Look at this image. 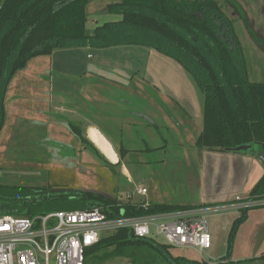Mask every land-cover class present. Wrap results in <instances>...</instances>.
<instances>
[{
	"label": "rangeland",
	"instance_id": "obj_1",
	"mask_svg": "<svg viewBox=\"0 0 264 264\" xmlns=\"http://www.w3.org/2000/svg\"><path fill=\"white\" fill-rule=\"evenodd\" d=\"M216 1L233 23L235 34L243 49L250 81L264 83V0H232L236 3V8L226 3V0ZM115 2L117 0H90L87 9V29L90 33L97 26L121 19L120 16L105 12L106 6ZM93 51L100 52L107 61L110 57L125 56L136 61L133 66H138V70L143 68L139 72L137 69L128 68L125 73H120L121 75L109 76L108 71L103 69L109 68L110 64L101 63L103 68L99 74L102 77L97 78V75L93 76L83 64L84 70L79 69L78 77L66 78L71 92H74L69 103L75 110V117L69 120L83 131L93 122L120 155V150H129L128 155L124 159L120 157L119 165L108 164L94 149L73 136L66 124L55 122L54 119L52 124L33 126L34 122H37L33 121L36 114L26 109L16 117L18 120H24L21 122L26 127L22 128V131L19 126H11L14 117L11 113L7 114L8 122L0 135V185L50 190L80 189L134 202L143 199L137 195V189L146 188L150 195L154 194L153 203H174L180 200L182 194L188 193L185 178L187 173L173 171V165H164L163 161L173 163L184 160L181 158L184 152H202L193 148L189 141L193 132L202 128V93L180 65L149 48L125 46ZM74 53L58 52L54 58L55 66L58 68L59 63H62L67 70L73 72L71 56ZM75 55H78L82 62H91L84 51ZM41 60H38L36 65L43 64ZM111 66L116 67V64ZM57 73L54 72V75ZM116 76L122 79H117ZM130 77H134L133 83L140 88L142 95L130 92ZM141 79H144L142 84L138 83ZM119 83H123L127 89ZM126 90L132 94L128 95ZM169 90H173L176 96L173 97ZM85 97L90 101L86 102ZM168 97L175 98L182 108L177 110L178 112L170 111L172 115L179 113L180 126L158 121L161 126L156 128L151 122L140 118L141 111L159 119L163 118L165 111L162 103H168ZM187 102H190L191 111L186 105ZM166 113L170 116L169 112ZM57 114L58 111L53 110L54 118ZM186 114L191 117L185 118ZM246 148L239 154L244 156L255 153L264 157V148L258 144ZM196 156L198 155H195V158ZM198 160L200 165L204 162L201 157ZM124 167L129 170L131 180L124 173ZM192 178L196 180L195 172L192 173ZM131 195L132 199L129 197ZM240 214L241 212L231 211L208 216L206 221L212 246L202 254L195 250L171 247L170 253L174 257L211 263L220 262L229 254L230 264H264V261L257 258L260 257L258 254L262 247V241H259L258 237L264 230L259 218L264 214V208L248 211V220L239 225L229 247V233ZM110 235L100 234L102 239ZM156 240L163 243L162 237L158 236ZM113 251L112 248L103 249L88 258L85 256V264H134L130 258L118 256ZM138 261V264H145L144 257L139 256Z\"/></svg>",
	"mask_w": 264,
	"mask_h": 264
},
{
	"label": "trees",
	"instance_id": "obj_2",
	"mask_svg": "<svg viewBox=\"0 0 264 264\" xmlns=\"http://www.w3.org/2000/svg\"><path fill=\"white\" fill-rule=\"evenodd\" d=\"M90 0H0V135L6 121V97L14 76L29 62L58 50L111 49L135 46L154 50L172 59L192 78L204 97L203 130L199 150L237 153V148L264 147V83L248 77L245 56L232 21L216 0H117L105 12L121 19L87 29ZM236 8V3L226 0ZM75 137L108 162L75 124ZM126 153L122 150V155ZM255 154V153H254ZM256 155V154H255ZM262 155V154H261ZM264 156V155H263ZM264 165V157H263ZM264 198V175L250 193ZM93 206L122 208L129 216L169 212L191 207L151 204L148 211L117 197L80 189L50 190L0 185V216L34 218L59 211ZM251 209L233 222L229 247ZM134 264H224L174 257L168 246L153 239L136 238L119 230L86 252L103 249ZM231 253V252H230ZM264 261V254L258 258ZM256 260V259H254Z\"/></svg>",
	"mask_w": 264,
	"mask_h": 264
},
{
	"label": "crops",
	"instance_id": "obj_3",
	"mask_svg": "<svg viewBox=\"0 0 264 264\" xmlns=\"http://www.w3.org/2000/svg\"><path fill=\"white\" fill-rule=\"evenodd\" d=\"M101 50V49H98ZM104 50V49H103ZM66 51V52H75L71 57L73 58L72 67L73 72L66 69V66L62 63H59V67L57 68L54 62V58L56 57L58 52ZM79 51H84L87 53L88 59H91L90 63L80 61L78 55H75ZM45 60H41L44 59ZM43 61L42 63H38L37 61ZM40 61V62H41ZM134 60L129 59L125 56H114L110 57L109 61L104 59L103 56L100 55V52H95L93 49L88 48H76V49H68V50H58L53 52L50 56H41L34 58L29 62L27 67L19 71L14 78L12 79L6 97V122H8V115H13L14 119H12L13 123L11 126H19L22 128L26 127L24 123L18 120L16 117H19V112H24V110L28 109L30 111L35 112L36 116L33 118L34 122L33 126H40L47 123L61 122L62 124H66L70 128V133L75 136L73 129L71 128L74 125L73 122H70V118H74V108L70 107V97L73 99L74 92H71L70 87L67 84L66 78H76L79 74V69L84 70L83 64L86 65V70L88 72H92L91 74L97 78L102 77L99 73L103 68L101 67V63L110 64L109 68H104L103 70H107V74L113 75H121L120 73H125L126 69H137L138 66H133ZM34 64V65H33ZM42 64V65H41ZM111 64H116V67L111 66ZM121 64V66H117ZM33 65V67H32ZM41 65V66H40ZM36 68V69H35ZM141 67L140 69H142ZM139 69V70H140ZM80 72H83L81 71ZM137 69V72H139ZM117 71V74H116ZM54 72H58L57 75H54ZM76 74V75H73ZM134 75V73H132ZM132 75V76H133ZM60 76V77H57ZM56 77L58 80L56 81ZM117 79H122L117 77ZM113 79V78H112ZM130 86L128 84V88L130 92L135 93V95H142L140 92V88L136 87L133 83L134 77H130ZM144 79L138 80V83H143ZM112 83H118L116 81H111ZM122 87L127 89V86L123 85V83H119ZM132 88V89H130ZM122 90L121 88H119ZM130 92L126 93L128 95L132 94ZM160 94H163L162 91L158 90ZM170 94L175 97L176 93L173 94V90H169ZM178 94V93H177ZM76 95V93H75ZM164 95V94H163ZM168 97V103H162V107L165 111L163 118L159 119L158 117H154L150 114H146L141 111L142 120L151 122V125L158 128L161 125L158 121H162L163 123L173 124L180 126V115L176 113V115H172L170 111L178 112L182 110L179 102L173 98ZM86 99V97H85ZM86 99V102H89ZM57 102V104H54ZM184 104V103H183ZM190 102H187V106L189 107ZM172 108L170 110V108ZM53 110L58 111V114L53 116ZM178 110V111H177ZM189 110L191 111L190 107ZM169 112L170 116L166 113ZM185 112V111H184ZM8 114V115H7ZM185 115V114H184ZM187 115V114H186ZM162 117V116H161ZM190 115L185 116V118H190ZM182 118V116H181ZM58 119V120H57ZM117 119V118H116ZM76 120V119H74ZM76 125V124H75ZM172 125V126H173ZM5 127V125H4ZM90 127H96L100 130L98 126H96L93 122L89 123L82 133L86 136V131ZM169 127V126H167ZM190 127V125H188ZM193 127V125H192ZM203 130V124L201 129H197L193 132V137H190V143L193 148H196L195 144L197 138L201 134ZM101 131V130H100ZM102 132V131H101ZM103 133V132H102ZM88 139V138H87ZM126 153L122 155V150H120L121 155L117 152L118 158L124 159L129 150H125ZM191 153H182V157L184 160L176 161L173 163H166L164 165H173V171L176 170L178 172H186V189L188 191L187 195L182 194L179 199L174 203L170 201H162V203H153L152 199H154V194L150 195V191L148 190V194L146 199L151 204H160V205H178V206H213L220 205L225 203L233 202L237 197H248L250 196L251 191L256 186V184L261 180L264 175V165L260 155H255L254 153H249L247 155H240L239 153H227L221 151H212V150H201L202 152H198L193 150ZM195 155L196 156L195 158ZM202 158L203 163L199 162V158ZM188 159V160H186ZM111 164L110 162H107ZM119 163L115 165H119ZM208 164V165H207ZM113 165V164H111ZM194 165H197L194 167ZM193 169H192V168ZM196 173V180L192 178V173ZM124 173L131 180L132 177L129 173V170L124 167ZM196 183V184H195ZM132 196V195H131ZM168 202V203H165ZM248 218V216H247ZM248 219H246L247 221ZM245 221V222H246ZM244 222V223H245ZM259 223L264 225V214H261L259 218ZM259 241H262L261 251L258 256H262L264 254V230L258 237ZM257 257V258H260ZM223 258V257H222ZM231 260L225 261L224 264H230ZM233 262V261H232Z\"/></svg>",
	"mask_w": 264,
	"mask_h": 264
},
{
	"label": "built area",
	"instance_id": "obj_4",
	"mask_svg": "<svg viewBox=\"0 0 264 264\" xmlns=\"http://www.w3.org/2000/svg\"><path fill=\"white\" fill-rule=\"evenodd\" d=\"M146 188L137 189L145 211L151 203ZM132 199V196H129ZM264 208V198L237 197L233 202L129 216L126 209L116 213L112 206H93L85 210L59 211L46 216H0V264H85L86 252L99 244L101 233L111 235L129 230L136 238L162 237L171 248L209 250V215Z\"/></svg>",
	"mask_w": 264,
	"mask_h": 264
},
{
	"label": "water",
	"instance_id": "obj_5",
	"mask_svg": "<svg viewBox=\"0 0 264 264\" xmlns=\"http://www.w3.org/2000/svg\"><path fill=\"white\" fill-rule=\"evenodd\" d=\"M88 140L95 146V148L102 154V156L111 164L119 163L118 154L111 144V142L106 138V136L96 127H90L86 132ZM250 145L242 146L236 149L237 153L244 151ZM246 148V149H245ZM264 148V147H263ZM263 160V157L260 156Z\"/></svg>",
	"mask_w": 264,
	"mask_h": 264
}]
</instances>
